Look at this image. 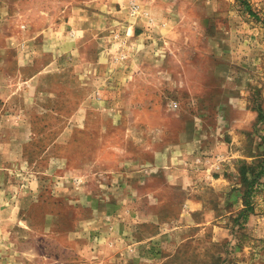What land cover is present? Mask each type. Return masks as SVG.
<instances>
[{"label": "rangeland", "instance_id": "374dc122", "mask_svg": "<svg viewBox=\"0 0 264 264\" xmlns=\"http://www.w3.org/2000/svg\"><path fill=\"white\" fill-rule=\"evenodd\" d=\"M259 110L264 0H0V264H264Z\"/></svg>", "mask_w": 264, "mask_h": 264}, {"label": "trees", "instance_id": "16d2710c", "mask_svg": "<svg viewBox=\"0 0 264 264\" xmlns=\"http://www.w3.org/2000/svg\"><path fill=\"white\" fill-rule=\"evenodd\" d=\"M257 120L264 123V113L258 112ZM264 139V136H262ZM239 177L242 183V203L243 208L238 212L237 218L246 219L252 211L251 199L256 189V183L259 178L264 175V158H261L257 163L247 164L243 162L238 169Z\"/></svg>", "mask_w": 264, "mask_h": 264}, {"label": "crops", "instance_id": "0c3cea01", "mask_svg": "<svg viewBox=\"0 0 264 264\" xmlns=\"http://www.w3.org/2000/svg\"><path fill=\"white\" fill-rule=\"evenodd\" d=\"M52 29H54V28H52Z\"/></svg>", "mask_w": 264, "mask_h": 264}]
</instances>
